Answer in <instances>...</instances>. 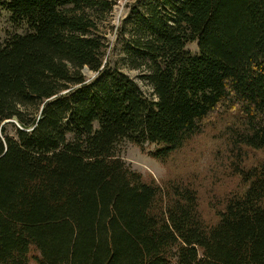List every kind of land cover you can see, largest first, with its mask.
I'll use <instances>...</instances> for the list:
<instances>
[{
	"label": "trees",
	"instance_id": "trees-1",
	"mask_svg": "<svg viewBox=\"0 0 264 264\" xmlns=\"http://www.w3.org/2000/svg\"><path fill=\"white\" fill-rule=\"evenodd\" d=\"M165 3L131 50L151 98L107 57L90 12L111 1L0 0L24 29L0 47V264H264V165L210 225L195 190L146 181L117 152L148 143L165 161L225 107L264 150V0Z\"/></svg>",
	"mask_w": 264,
	"mask_h": 264
},
{
	"label": "rangeland",
	"instance_id": "rangeland-1",
	"mask_svg": "<svg viewBox=\"0 0 264 264\" xmlns=\"http://www.w3.org/2000/svg\"><path fill=\"white\" fill-rule=\"evenodd\" d=\"M108 1L113 4L109 12L100 9L90 12L107 45V57L135 79L144 93L154 98L152 86L142 76L149 59L138 58L131 50L139 48L136 43L142 38L139 31L136 32L141 14L149 16L156 10L154 8L163 9L166 0ZM9 16V12L0 6V47L8 33L24 32L9 23ZM165 16L163 12L160 18ZM142 39L146 41V38ZM187 47L194 53L199 50L194 42ZM244 130L245 122L239 108H219L205 119L198 133L165 161L156 160L150 154L154 146L148 143L141 148L129 141L124 142L118 146L117 152L127 166L140 172L146 181L162 186L177 183L195 190L203 220L214 225L227 200L246 189L240 172L264 165V150L247 148L240 143L239 134Z\"/></svg>",
	"mask_w": 264,
	"mask_h": 264
},
{
	"label": "water",
	"instance_id": "water-1",
	"mask_svg": "<svg viewBox=\"0 0 264 264\" xmlns=\"http://www.w3.org/2000/svg\"><path fill=\"white\" fill-rule=\"evenodd\" d=\"M84 71V74L87 76V77H94L95 74L88 68V67H85V69L83 70ZM8 121H11V120H8ZM7 121V122H8ZM6 122V123H7Z\"/></svg>",
	"mask_w": 264,
	"mask_h": 264
}]
</instances>
